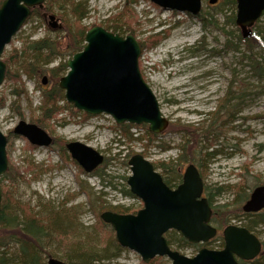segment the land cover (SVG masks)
Here are the masks:
<instances>
[{
    "label": "rangeland",
    "instance_id": "obj_1",
    "mask_svg": "<svg viewBox=\"0 0 264 264\" xmlns=\"http://www.w3.org/2000/svg\"><path fill=\"white\" fill-rule=\"evenodd\" d=\"M209 1L203 0L197 17L166 10L150 0H129L130 4L127 0L88 2L89 14L82 24L88 29L116 24L111 20L121 15L125 7L133 15L132 34L145 45L141 72L158 99L163 116L170 121L169 128L157 135L151 146L145 138L147 125L130 128L134 138L142 139L132 142L123 133V126L130 124L118 125L110 116H91L76 110L61 88V110L45 117L43 89L52 91L54 83L50 74H46V85L42 83L44 76L24 75L19 70L22 60L13 67L21 72L22 84L4 81L0 88V129L8 140V171L12 166L15 176L12 181H3L4 187L17 202L29 204L36 212L46 207L71 209L78 224L75 232H65L68 239H54L45 246L49 255L68 263L73 249L79 247L83 253L94 255V264H172L167 257L144 262L136 252L121 247L114 229L101 215L110 207L127 208L129 214L143 209L140 199L127 194L126 179L131 175L128 162L134 154H145L165 175L161 165L176 163L184 146L189 154L186 162H180V175L183 177L186 168L194 164L204 182V197L217 210L214 218L220 227L212 222L219 229L214 246L221 245L223 230L229 225H252L264 243V227L257 225L259 217L243 216L242 210L246 203L242 202L243 195L250 198L256 187L264 185V73L254 69L256 62L264 68V45L258 40V36L264 38V16L252 28L253 51H249L236 39L238 34L242 36L241 29L228 21L232 15L236 19L237 7H233L232 0H218L215 5ZM54 13L58 15L57 11ZM202 19L211 23L204 26ZM50 22L49 18L30 17L6 48V54L15 50L23 57L29 41L55 37L57 31L49 30ZM70 59L63 57L48 66L41 63V67L52 69ZM220 105L227 110L214 116ZM22 121L45 130L54 144L36 147L16 135L14 129ZM175 123L182 129L173 128ZM56 141H64L65 145ZM71 142L87 145L110 159L100 167L101 174L106 175L104 180L95 173H85L71 158L66 149ZM63 151L79 168L62 159ZM176 164L179 166V162ZM30 165L35 170L26 172ZM15 213L22 220L18 208ZM174 239V250L190 258L198 254L197 248L182 246L179 235ZM8 249L11 255L5 264H20L18 246L11 244ZM42 257L47 264V254Z\"/></svg>",
    "mask_w": 264,
    "mask_h": 264
},
{
    "label": "water",
    "instance_id": "obj_2",
    "mask_svg": "<svg viewBox=\"0 0 264 264\" xmlns=\"http://www.w3.org/2000/svg\"><path fill=\"white\" fill-rule=\"evenodd\" d=\"M170 11L200 15L203 0H150ZM46 0H4L0 7V88L5 81L7 67L2 58L6 48L31 17L32 9L42 7ZM218 0H210L215 5ZM236 25L242 37L250 39L252 28L264 15V0H236ZM49 27L56 31L62 26L50 15ZM46 18V19H47ZM142 48L129 35L122 37L103 27L90 29L85 36L83 51L67 62L68 73L59 87L65 99L80 112L91 116H110L118 125H147L150 133L159 135L170 126L162 114L154 92L140 69ZM47 84V77L43 85ZM33 146L50 147L54 139L42 128L25 121L14 129ZM7 137L0 129V179L8 171ZM71 158L92 174L105 162L97 150L79 142L66 145ZM132 175L127 184L130 192L144 207L136 215H120L106 211L101 219L111 225L123 248L139 254L144 262L167 257L172 264H239L252 262L263 251L262 241L245 227L230 225L223 230L225 246L215 251L203 248L193 257L172 250L165 237L176 231L191 244H207L218 235L211 223L213 210L204 195V182L195 165L186 168L182 183L171 189L152 162L141 154L129 160ZM0 189V214L2 205ZM264 210V186L257 187L243 206L246 214ZM47 264H66L49 258Z\"/></svg>",
    "mask_w": 264,
    "mask_h": 264
},
{
    "label": "trees",
    "instance_id": "obj_3",
    "mask_svg": "<svg viewBox=\"0 0 264 264\" xmlns=\"http://www.w3.org/2000/svg\"><path fill=\"white\" fill-rule=\"evenodd\" d=\"M4 0H0V7L2 5ZM90 0H46L45 4L42 7H37L32 9V17H38L42 20H45L48 16L54 15L55 11H57L58 15L57 20L59 24L62 26L60 30H57L55 37H44L43 39L29 41L28 44L25 47V50L22 55L23 57L18 56V52L13 50L12 52L3 55V62L5 63L7 67L5 80L9 82H14L15 84H22V75L21 72H17V70H13V67L16 66L21 60V68L19 70H22L23 74L28 77H47L46 74H50L51 81L54 83V88L50 92H46L44 90V106L42 110L45 113V117L51 116L53 113H57L61 110V107L59 106L58 102L60 100L64 101V94L63 91L59 87V82L63 76H65L68 73V67L67 62L68 61H61L58 66L52 69H44L41 67V63H43L45 66H48L52 64L54 61L59 60L63 57H71V59L74 57L75 54L83 51L85 47V36L87 32L90 30L86 26H83L84 20L88 17L89 10H88V2ZM128 4H130L129 0ZM233 7L235 8L237 6L236 0L231 1ZM54 13V14H53ZM132 13L129 12L128 9L125 7L124 11L121 15L111 20L114 21L116 24L107 25L105 29L109 32H112L113 34H118L122 37L126 36L127 32L130 33V35H133L132 33ZM264 16V15H263ZM126 20L124 23L122 20ZM232 25L236 24L235 15H232L230 18H228ZM202 22L204 23V26L207 24H210L211 22H208L207 20L202 19ZM27 24V23H26ZM25 24V25H26ZM216 27H219V25L216 23ZM49 30H51L50 27H48ZM125 28V29H124ZM224 30V29H222ZM52 31V30H51ZM239 31V30H238ZM228 35H231V33H226ZM134 36V35H133ZM252 38L251 40H243L242 36L240 34L237 35V40L239 44H244L249 51H253L251 49L252 44ZM257 39V37H254ZM259 43L264 45V38H261L258 36ZM140 43V42H139ZM140 46L142 48V51L145 50V45L140 43ZM249 47V48H248ZM22 58V59H21ZM249 58V57H248ZM258 68L260 73H264V68L260 66L259 63H254V69ZM50 81V80H49ZM50 81V82H51ZM61 94V97H60ZM2 103V100L0 101V104ZM60 109V110H59ZM222 110H227L225 105H220L218 109L216 110V114L218 115ZM59 113V112H58ZM57 113V114H58ZM124 127V135L128 136L130 141H139L141 142L142 139L140 138H134L133 135L130 134L129 130L132 127L137 126H131V125H125ZM173 128H179L182 129L181 125L175 123L172 125ZM185 132L188 130L184 129ZM146 140H149V146L153 144V141L158 138L157 135L149 133V131H146ZM121 140V139H120ZM145 140V139H143ZM59 141H56V143ZM189 142V141H188ZM60 143V144H59ZM57 144L59 145H65V142H59ZM148 148V146H145ZM64 150V148H63ZM183 151L182 155L178 157L176 163L179 162V166L175 162H170L169 164H162L161 167L164 168L166 174H170V176H174V179H171V177H167L164 174H161L164 178L165 183L171 188L175 189L177 188L183 180V177L180 175V169L179 167L182 166L180 162H183L187 159H185L188 154V148L187 146H184L181 148ZM62 159L66 162H70L73 165L77 164L73 161H71L70 157L65 154V151H63ZM145 158V154H142ZM207 156V155H206ZM209 156V154H208ZM110 160V159H109ZM105 158L106 163L109 162ZM155 166V165H154ZM78 167V166H77ZM35 167H32V165L29 166L28 169H26V172L34 171ZM79 168V167H78ZM155 169L158 171L157 166H155ZM101 169L99 168L95 174L100 176L102 180L105 179V174H101ZM15 176H12V166L10 170L1 178L0 180V189L2 191L3 199H2V205H1V214H0V264H5V260L7 259V256L11 255L9 253L8 247L11 244H16L18 246L17 250V258L20 264H44L42 262L43 257L42 255L47 254L48 259L54 258L52 255H49L45 251V246L51 242L54 239H68L66 237V231L69 229L72 230V232H75L77 230V222L75 215L73 214L72 210L70 209H56L53 207H46L45 210L36 212L33 207H31L29 204H21L16 201L14 198V195L12 192H10L9 189L5 188L3 185V181H12L14 180ZM127 180V179H126ZM176 183V184H175ZM127 194L134 197L130 190L127 191ZM242 202L247 201L249 199V196L243 195ZM16 211V208L19 209L21 212L22 220L18 216ZM223 209L226 208L225 206L222 207ZM107 211L114 212L120 215H129L130 210L124 207H110ZM106 212V211H105ZM217 215V210L213 209V219L212 222L214 224H220L218 223V220L214 218V216ZM248 218L254 217L250 215H245ZM259 217L257 220V225H261L264 227V212L256 215ZM256 222V221H255ZM220 227V225H219ZM250 232L255 233L254 227L252 225H246L245 226ZM175 235H179V243L182 246H193L198 249V251L204 247L210 249V250H222L224 248V239H220L222 241L220 246H214V241H211L205 245H195L189 243L186 239L182 237L181 234L171 231L165 235L169 246L172 250H174V246L176 244V241L174 239ZM219 239V237H217ZM216 239V240H217ZM178 246H181V245ZM203 246V247H200ZM264 246V243H263ZM220 247V248H219ZM176 251V250H175ZM74 257V258H73ZM96 261V258L94 255H87L86 253H83L81 251V248L75 247L73 249V256L68 260V263L66 264H74V262H77V264H94ZM264 262V248L261 256L256 259L253 262H250V264H263ZM240 264H244V262H240ZM246 264V263H245Z\"/></svg>",
    "mask_w": 264,
    "mask_h": 264
},
{
    "label": "flooded vegetation",
    "instance_id": "obj_4",
    "mask_svg": "<svg viewBox=\"0 0 264 264\" xmlns=\"http://www.w3.org/2000/svg\"><path fill=\"white\" fill-rule=\"evenodd\" d=\"M263 211H264V210H263ZM263 211H261V212H259V213H255V214H246V213H244V211H243V214H245V215H250V216H256V215L262 213Z\"/></svg>",
    "mask_w": 264,
    "mask_h": 264
},
{
    "label": "bare ground",
    "instance_id": "obj_5",
    "mask_svg": "<svg viewBox=\"0 0 264 264\" xmlns=\"http://www.w3.org/2000/svg\"><path fill=\"white\" fill-rule=\"evenodd\" d=\"M52 31H54V30H52ZM57 31V30H56ZM132 194V193H131ZM133 195V194H132Z\"/></svg>",
    "mask_w": 264,
    "mask_h": 264
}]
</instances>
